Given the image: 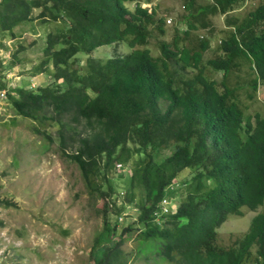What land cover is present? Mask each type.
Returning a JSON list of instances; mask_svg holds the SVG:
<instances>
[{"label":"trees","instance_id":"1","mask_svg":"<svg viewBox=\"0 0 264 264\" xmlns=\"http://www.w3.org/2000/svg\"><path fill=\"white\" fill-rule=\"evenodd\" d=\"M214 1L200 13H225L246 0ZM133 2L144 0H0L2 38H19L14 29L23 24L35 33L37 25L55 24L31 73L52 74V82L31 89L24 81L7 101L20 116L57 126L56 138L37 125L34 131L58 140L88 192L103 199V226L91 249L95 264H126L129 239L138 241L139 254L168 264H264V116L246 120L228 83L245 55L257 66L253 88L264 83V30L258 31L264 2L208 59L221 79L203 64L209 38L182 48L164 43L162 56L154 57L146 44L156 12L140 4L131 9ZM185 2L188 9L196 4ZM158 28L164 31L161 20ZM124 42L131 51L119 53L115 45ZM103 45H114L115 54L95 57ZM79 56H86L85 65ZM118 163L133 169L122 205L112 183L123 176ZM137 196L135 223L118 233L111 214H123ZM177 196V207L165 212L162 201ZM11 204L0 196V209ZM245 206L262 209L234 244H217L218 227L230 214L244 215Z\"/></svg>","mask_w":264,"mask_h":264},{"label":"rangeland","instance_id":"2","mask_svg":"<svg viewBox=\"0 0 264 264\" xmlns=\"http://www.w3.org/2000/svg\"><path fill=\"white\" fill-rule=\"evenodd\" d=\"M209 1L196 0L195 6L188 9L184 7V0H154L152 6L156 17H164L165 20L170 17L172 23L166 22L164 33L158 28L153 29L149 47L152 55L158 57L161 55V42L172 41L177 33L183 35L180 48L198 44L202 35L208 37L212 44L204 53L206 74L221 79L223 73L211 70L207 61L226 36L229 19L220 14L205 18L200 9ZM262 1L248 0L238 5L232 10L230 20L240 21ZM190 13L196 16H190ZM209 21L211 25L204 27ZM190 24L196 28L185 34ZM54 25H37L35 33L30 28L31 24H23L14 29L21 33L19 38L10 40L0 37L1 82H12V86H17L29 81L31 89L52 82V74L43 71L32 76L31 73L43 57L46 32ZM21 44L25 47H21ZM116 47L119 53L131 51L127 43ZM20 48L23 50L19 51ZM16 52L19 60L14 56ZM92 54L95 57L114 55V45L100 46ZM79 58L81 64L85 65L86 56ZM255 78L256 73L248 59L240 70L228 77V83L236 87V100L243 107L246 120L251 117L252 121L258 114L264 116V84L259 83L254 89L252 84ZM32 82L35 84L32 85ZM36 125L48 129L56 138L57 126L50 125V121L43 125L24 118L9 101L0 105V196L12 203L0 209V220L4 223L0 226V264H95L91 249L102 230L104 201L97 194L88 192L78 165L63 155L58 140L50 141L36 133ZM243 135L246 136L244 131ZM171 152V149L166 150V155ZM132 170L131 167L125 168L122 170L123 176H115L112 180L118 205H122L126 198ZM137 201L138 196L123 214H111L113 222L116 218L119 221L118 233L124 226L135 223ZM177 203L178 196L167 203L168 208L163 206L164 211L170 210L169 205L177 207ZM243 208L244 215L230 214L218 227L217 244L232 245L249 229L257 211ZM164 220L166 218L161 221ZM137 245L136 239H129L123 245L128 257L126 264H168L158 261L157 257L139 254ZM106 246L104 243L101 248Z\"/></svg>","mask_w":264,"mask_h":264},{"label":"clouds","instance_id":"3","mask_svg":"<svg viewBox=\"0 0 264 264\" xmlns=\"http://www.w3.org/2000/svg\"><path fill=\"white\" fill-rule=\"evenodd\" d=\"M185 1V0H184ZM246 1H248V0H246ZM246 1H244V2H246ZM154 2V0H151V1H149V0H144V2H141V3H138V2H133V3H130L128 6L131 8V9H134V8H136L137 6H138V4H140L143 8H147L150 12H152V11H155L154 9H153V6H152V3ZM244 2H241V3H239V4H237V5H235L231 10H228L227 12H225V13H222V12H212V11H207V15L205 16V18H210L211 16H215V15H217V14H220V15H223V16H225L226 18H228L229 20H228V24L226 25V36L224 37V38H228L232 33H235V34H237L238 35V26L242 23V20L244 19H241L240 21H238L237 19H234V20H230V18H232V10L235 8V7H237L238 5H240V4H243ZM264 1H262L261 3H260V5L263 3ZM215 4V1L214 0H210L208 3H206L205 5H203V6H205V7H209V6H212V5H214ZM259 5V6H260ZM202 6V7H203ZM258 6V7H259ZM184 7H186V2H185V5H184ZM202 7H201V9H202ZM257 7V8H258ZM256 8V9H257ZM256 9H254V10H252V11H255ZM252 11H250V12H252ZM156 12V11H155ZM250 12L246 15V17L250 14ZM203 16H204V14H203ZM245 17V18H246ZM154 18H155V21H154V23L153 24H151L150 26H149V30L150 31H152L153 32V29L154 28H158V24L160 23V20H161V23H162V25L164 26L165 24H166V22H168L169 24L170 23H172V18H170V17H168L166 20H165V18L164 17H156V16H154ZM208 25H211V21H209V23L207 22V27H208ZM196 28V26H194V27H191V24L190 25H188V27L185 29V34H189L190 33V30H192V29H195ZM159 29V28H158ZM164 29V28H163ZM264 30V22L260 25V27L258 28V31L259 32H262ZM162 32V31H161ZM162 33H164V31L162 32ZM152 35V34H151ZM151 37V36H150ZM150 37H149V40H150ZM203 37H205V36H201V38H203ZM183 38V35L181 34V33H177L175 36H174V38H173V40L172 41H162L161 42V55L160 56H158V57H161L162 56V44H164V43H168L172 48L174 47V45L177 43L178 45H179V43H180V41H181V39ZM206 38V37H205ZM208 38V37H207ZM210 39V38H209ZM149 40H148V42H147V48H149L150 49V47H149ZM222 40V39H221ZM221 40H220V42H219V45L221 44ZM210 41H211V39H210ZM125 43V42H124ZM123 44V43H122ZM211 44H212V42H211ZM219 45H218V47H217V49H216V52L218 51V48H219ZM130 48V47H129ZM210 48H211V46H210ZM209 48V49H210ZM131 49V48H130ZM208 49V50H209ZM151 50V49H150ZM207 50V51H208ZM151 53H152V51H151ZM246 56V58L244 59V61H243V64H244V62H245V60L246 59H248L249 61H250V66H251V68L254 70V72L256 73V71H257V66H256V63L254 62V60H253V58H252V56L251 55H245ZM155 57V56H154ZM158 57H156V58H158ZM204 58V57H203ZM256 77H257V73H256ZM256 79V78H255ZM259 83L260 84H264V83H262V82H260L259 81ZM258 87V86H257ZM118 164H120V163H118ZM118 164H117V166H118ZM122 164V167H119V168H122L123 170L125 169V168H127L125 165H123V163H121ZM165 199H167L168 200V198H165ZM164 199V200H165ZM163 200V201H164ZM171 199H169L168 201H167V203H169V201H170ZM163 201H162V207L163 206H165V205H167V203L165 204V203H163ZM246 207V206H245ZM247 209H249V210H253V209H251V208H248L247 207ZM261 209H259V210H253V211H257V213H255V215H254V217L259 213V211H260ZM253 217V218H254Z\"/></svg>","mask_w":264,"mask_h":264},{"label":"built area","instance_id":"4","mask_svg":"<svg viewBox=\"0 0 264 264\" xmlns=\"http://www.w3.org/2000/svg\"><path fill=\"white\" fill-rule=\"evenodd\" d=\"M35 84V82H32V85H34ZM12 87H16V86H12V82H7V84L6 85H1V83H0V105H2V103H4V102H6L7 101V99H8V92H9V90L12 88ZM32 87V86H31ZM118 167H122V164L120 163V164H118ZM167 199H165L164 201H163V203H167ZM165 208H168V207H166V205L164 206Z\"/></svg>","mask_w":264,"mask_h":264}]
</instances>
